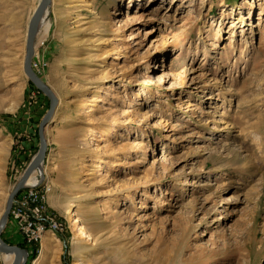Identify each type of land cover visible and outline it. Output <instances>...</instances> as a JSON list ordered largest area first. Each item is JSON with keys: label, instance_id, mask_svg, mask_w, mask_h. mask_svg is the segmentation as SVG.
Here are the masks:
<instances>
[{"label": "rangeland", "instance_id": "1", "mask_svg": "<svg viewBox=\"0 0 264 264\" xmlns=\"http://www.w3.org/2000/svg\"><path fill=\"white\" fill-rule=\"evenodd\" d=\"M37 3L0 0V214L39 145L14 124L48 108L22 67ZM33 55L66 229L25 264H264V0H51Z\"/></svg>", "mask_w": 264, "mask_h": 264}, {"label": "built area", "instance_id": "2", "mask_svg": "<svg viewBox=\"0 0 264 264\" xmlns=\"http://www.w3.org/2000/svg\"><path fill=\"white\" fill-rule=\"evenodd\" d=\"M45 65L43 59L33 55L31 68L38 75L43 72ZM25 166L27 165L25 164ZM38 168L32 171L33 180L30 183H25L14 196L8 214V221L13 224L14 231L20 236L22 244L27 246L25 247L27 256L28 247L41 244L42 237L46 232L59 235L66 229L49 203L52 184L48 175L44 169L38 170ZM23 170L21 168L20 171H17L18 178ZM14 178L17 177L14 176Z\"/></svg>", "mask_w": 264, "mask_h": 264}, {"label": "water", "instance_id": "3", "mask_svg": "<svg viewBox=\"0 0 264 264\" xmlns=\"http://www.w3.org/2000/svg\"><path fill=\"white\" fill-rule=\"evenodd\" d=\"M50 0H38L36 7L34 8L31 17L28 21L26 38H25V51L23 57V72L27 78L33 83V85L40 90L48 98V108L43 114L38 123L37 133L39 139V145L35 154L31 157L27 166L24 168L21 176L12 187L11 191L7 194L5 200V206L0 214V252L11 253L13 252V259L9 264H25L27 260V251L25 248L17 245L7 243L1 240V233L5 228L8 221V214L11 207L12 200L16 193L25 185L27 178L31 172L38 168L40 164L45 160L47 150V139L45 136V127L51 120L56 105L57 97L51 90V88L41 79V77L31 68V59L33 56V47L35 45V35L37 33L39 22L45 11V8L49 4Z\"/></svg>", "mask_w": 264, "mask_h": 264}, {"label": "bare ground", "instance_id": "4", "mask_svg": "<svg viewBox=\"0 0 264 264\" xmlns=\"http://www.w3.org/2000/svg\"><path fill=\"white\" fill-rule=\"evenodd\" d=\"M50 1H49V4H50ZM49 4L45 8V11H44V13L42 15V18L47 14V10H48ZM40 23H41V20H40L39 24ZM33 52H34V47H33ZM122 56H123L122 54H119L117 56V58L122 57ZM129 115H130V117L133 116L134 115V112L131 110V112L129 113ZM97 133H98L97 129L92 128L90 130L89 135H88V139H89L90 142H92V141H94L96 139ZM144 152H145V150H144ZM43 162L40 164V166H39L38 169H40V170L42 169L43 170ZM32 180H33V175H29V177L26 180V184L27 183H30ZM142 206L143 205H140V207H142ZM71 220H72L71 223H72L73 229L76 231V236L79 237V238L80 237H87L88 236V233L86 232L85 228L81 225L79 219L74 216V217H72ZM53 239L51 237H49V236L43 235L42 240H41V250H40V253H39V257H38V260L39 261H42L43 263H46L48 261V255L50 253V249H51L52 245L54 244V242L57 241V238L56 237L53 238ZM2 253H3L4 258L6 260H8V262L10 263L11 260L13 259V252H11V253H4V252H2Z\"/></svg>", "mask_w": 264, "mask_h": 264}, {"label": "crops", "instance_id": "5", "mask_svg": "<svg viewBox=\"0 0 264 264\" xmlns=\"http://www.w3.org/2000/svg\"><path fill=\"white\" fill-rule=\"evenodd\" d=\"M21 119H19L17 122H15L14 124V130H20L21 132H26L28 133V135L31 137L32 139V143L30 144V146L32 147V149L34 150L35 149V146L37 145V142H36V134H37V131L35 129V127H37L38 125V122L40 121V119L42 118L43 116V113L44 111H42V107H37V108H34L32 110V113L30 115L27 114L24 115L23 114V111H21ZM28 147H26L25 149H27ZM25 154V152L23 153ZM15 232V231H14ZM16 236H18V241L17 240H8V242L12 243V244H19L21 243V238L20 236L18 235V233H16ZM18 242V243H17ZM19 246H22V247H27L25 244H19Z\"/></svg>", "mask_w": 264, "mask_h": 264}]
</instances>
